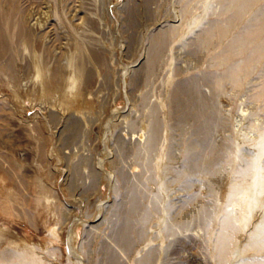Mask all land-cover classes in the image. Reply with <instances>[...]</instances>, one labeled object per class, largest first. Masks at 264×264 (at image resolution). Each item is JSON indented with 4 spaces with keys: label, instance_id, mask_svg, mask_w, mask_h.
<instances>
[{
    "label": "rangeland",
    "instance_id": "1",
    "mask_svg": "<svg viewBox=\"0 0 264 264\" xmlns=\"http://www.w3.org/2000/svg\"><path fill=\"white\" fill-rule=\"evenodd\" d=\"M0 9L19 30L0 55V264L264 263V186L253 187L264 177V45L236 82L227 72L243 55L202 41L233 15L227 0ZM246 179L252 189L231 197Z\"/></svg>",
    "mask_w": 264,
    "mask_h": 264
},
{
    "label": "bare ground",
    "instance_id": "2",
    "mask_svg": "<svg viewBox=\"0 0 264 264\" xmlns=\"http://www.w3.org/2000/svg\"><path fill=\"white\" fill-rule=\"evenodd\" d=\"M263 0H227L228 9H232L233 15L230 16L226 23H216L213 27L205 29L202 34V41L204 43L213 44V43H223L225 44V57H232L237 53H241L243 55L242 61L238 65H233L229 72H227L228 76H230L236 82L239 80L238 73L240 70H248L250 68L251 63L258 58L262 47L264 45V4L261 3ZM227 8V7H226ZM248 11H254V21L246 23L243 28L233 35L231 38H228L234 31L235 23L238 20H243L244 15ZM0 23L3 24L4 27H1L0 31V55L3 53L4 44L9 42V37H14L19 30L14 28L18 25V22L14 19V15L11 13H4L3 10L0 9ZM13 27V28H12ZM5 30H9L6 34ZM9 33V34H8ZM164 35L161 34L156 39V48L153 49L152 59L150 61L149 67L153 68L157 57H158V48L161 46L163 42ZM82 40L78 42V48L82 49ZM11 43V42H10ZM84 43V42H83ZM11 45V44H10ZM10 45H8L10 47ZM253 46L251 49L250 47ZM11 48V47H10ZM78 51V50H77ZM82 52V51H79ZM80 55V54H79ZM74 56V54L72 55ZM75 58V57H74ZM79 58V57H77ZM78 61L75 62V65ZM81 62V61H80ZM72 63V61H71ZM78 65V66H77ZM77 71L81 70V64H77ZM76 67L74 66V71L76 72ZM73 68V65H72ZM79 73V72H78ZM264 92V84L263 90ZM184 106H190L188 101L184 100L182 102ZM198 111L195 112L196 118H202L205 123L202 129L204 136L207 138L208 133L210 131L211 122L206 119L205 112L202 110L200 104H198ZM191 115V113H190ZM188 116V115H187ZM194 116V115H193ZM203 121V122H204ZM244 176L247 175L245 171L242 172ZM264 186V177L262 176L260 179H257L254 186ZM252 189V185L248 179H246L242 184L238 187H234L231 191V197L235 195L245 194ZM244 200V197H242ZM138 207V199L133 197V207L127 212L125 221L122 224L121 230L123 231V242L128 243L127 238H125L130 231L132 216L135 214ZM234 223L233 218L228 214L224 218L221 226V237H220V253L223 258L225 254L228 252L229 248L233 243V232H234ZM253 245V244H252ZM255 245V244H254ZM225 259V258H224ZM223 259V260H224ZM249 264H264L262 261H251Z\"/></svg>",
    "mask_w": 264,
    "mask_h": 264
}]
</instances>
